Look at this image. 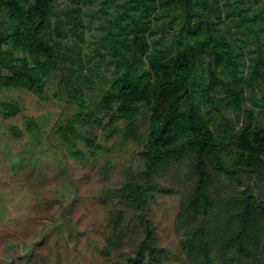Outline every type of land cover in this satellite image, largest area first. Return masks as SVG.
Here are the masks:
<instances>
[{
	"label": "trees",
	"instance_id": "1",
	"mask_svg": "<svg viewBox=\"0 0 264 264\" xmlns=\"http://www.w3.org/2000/svg\"><path fill=\"white\" fill-rule=\"evenodd\" d=\"M57 70L79 108L59 129L64 141L73 145L78 124L122 125V143L142 146L109 188L122 205L110 212L116 236L128 213L140 232L122 264L167 259L147 211L175 193L159 178L181 165L189 184L176 233L190 264H264V0H0V89L42 92ZM98 71L109 75L86 112ZM223 107L237 123L245 116L240 129ZM221 179L236 188L219 189Z\"/></svg>",
	"mask_w": 264,
	"mask_h": 264
},
{
	"label": "rangeland",
	"instance_id": "2",
	"mask_svg": "<svg viewBox=\"0 0 264 264\" xmlns=\"http://www.w3.org/2000/svg\"><path fill=\"white\" fill-rule=\"evenodd\" d=\"M98 72L85 88L89 107L83 111H93L99 85H105L109 75ZM67 82L68 74L57 70L42 92L0 89V101L17 108L13 115L0 110V264H122L123 253L133 250L140 235L128 213L116 236L110 212L122 205L112 200L109 188L124 182L127 167L138 166L142 146L122 143V125L114 132L78 124L73 145L64 141L59 129L79 112L67 94ZM222 110L240 129L245 116L241 114L237 123V114ZM86 138H96L104 149L92 152ZM186 175L181 165L159 178L175 193L157 195L148 207L157 243L167 257L162 264H190L176 233L189 184ZM215 184L221 190L236 188L225 179Z\"/></svg>",
	"mask_w": 264,
	"mask_h": 264
},
{
	"label": "water",
	"instance_id": "3",
	"mask_svg": "<svg viewBox=\"0 0 264 264\" xmlns=\"http://www.w3.org/2000/svg\"><path fill=\"white\" fill-rule=\"evenodd\" d=\"M147 70L146 68L144 70H142V74L144 73V71Z\"/></svg>",
	"mask_w": 264,
	"mask_h": 264
}]
</instances>
